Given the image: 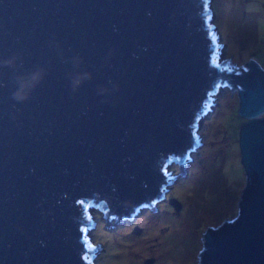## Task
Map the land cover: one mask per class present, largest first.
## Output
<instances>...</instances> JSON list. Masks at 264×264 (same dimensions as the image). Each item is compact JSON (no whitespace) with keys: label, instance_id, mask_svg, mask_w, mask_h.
<instances>
[{"label":"water","instance_id":"1","mask_svg":"<svg viewBox=\"0 0 264 264\" xmlns=\"http://www.w3.org/2000/svg\"><path fill=\"white\" fill-rule=\"evenodd\" d=\"M212 1L0 0V264H96L99 215L157 211L225 88L247 184L197 264H264V67L220 56Z\"/></svg>","mask_w":264,"mask_h":264},{"label":"rangeland","instance_id":"2","mask_svg":"<svg viewBox=\"0 0 264 264\" xmlns=\"http://www.w3.org/2000/svg\"><path fill=\"white\" fill-rule=\"evenodd\" d=\"M212 8L222 37L220 56L238 65L255 57L264 66V0H213ZM213 104L199 130L202 146L185 168L187 177L168 187L166 200L155 205L157 211L145 210L117 228H107L99 215L89 234L102 248L96 264H197L207 228L236 217L247 184L238 95L222 89ZM175 167L169 168L172 177L183 173Z\"/></svg>","mask_w":264,"mask_h":264},{"label":"clouds","instance_id":"3","mask_svg":"<svg viewBox=\"0 0 264 264\" xmlns=\"http://www.w3.org/2000/svg\"><path fill=\"white\" fill-rule=\"evenodd\" d=\"M253 58H255V57H253ZM41 76H42V73L38 71V72L30 74V76L28 78L18 79L17 90L13 93L14 99H17V100L26 99L30 90L32 88H34L35 85L39 82ZM74 83H78V81H75ZM262 117H264V115ZM176 167H178V166L176 165Z\"/></svg>","mask_w":264,"mask_h":264},{"label":"trees","instance_id":"4","mask_svg":"<svg viewBox=\"0 0 264 264\" xmlns=\"http://www.w3.org/2000/svg\"><path fill=\"white\" fill-rule=\"evenodd\" d=\"M239 99V98H238ZM239 116V114H237ZM244 122V119L242 117L239 116V127L241 126V124Z\"/></svg>","mask_w":264,"mask_h":264}]
</instances>
